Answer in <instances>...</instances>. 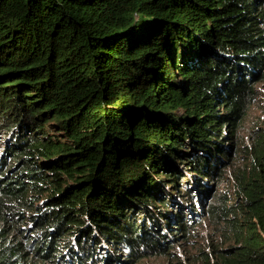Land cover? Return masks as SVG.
<instances>
[{
    "label": "trees",
    "instance_id": "trees-1",
    "mask_svg": "<svg viewBox=\"0 0 264 264\" xmlns=\"http://www.w3.org/2000/svg\"><path fill=\"white\" fill-rule=\"evenodd\" d=\"M262 82L264 0H0V264H264V128L211 197Z\"/></svg>",
    "mask_w": 264,
    "mask_h": 264
},
{
    "label": "rangeland",
    "instance_id": "rangeland-1",
    "mask_svg": "<svg viewBox=\"0 0 264 264\" xmlns=\"http://www.w3.org/2000/svg\"><path fill=\"white\" fill-rule=\"evenodd\" d=\"M112 61V57H110ZM113 62V61H112ZM88 89L93 90V88L88 87ZM258 95L254 105L250 107L247 117L243 120L241 124L240 138L243 140L241 143L242 153L238 152L237 156H233L231 153L223 155V159H228V163L225 167L221 169L224 170V176L222 178V183L213 191L211 197L218 193L224 192L226 195L230 193H235L236 184L233 182V175L243 165V161L246 160L248 147L251 146L252 141L250 138L257 137L263 133L264 128V82L259 83L257 86ZM100 115V114H99ZM85 117H89L88 113L84 114ZM100 117H102L100 115ZM99 121V118L96 119ZM96 121V122H97ZM89 129H85L88 136L91 137L96 128H93L89 124ZM97 127V126H96ZM86 138V137H85ZM63 140V138H60ZM90 138H87L86 142H89ZM246 157V158H245ZM199 201V200H198ZM200 204V203H197ZM240 233L235 232L233 226H227L224 222L217 220L204 219L200 225L196 227L195 230H191V235L187 243L182 244V246L177 251L176 261L180 260L186 264L192 263L193 260H197L200 257H207L211 259L208 264L214 262L213 254L217 255V251H225L235 247H239ZM201 253H203L201 255ZM229 255V254H228ZM162 260L165 261L163 258ZM161 261L154 263H142V264H160ZM202 264V263H199Z\"/></svg>",
    "mask_w": 264,
    "mask_h": 264
},
{
    "label": "flooded vegetation",
    "instance_id": "flooded-vegetation-1",
    "mask_svg": "<svg viewBox=\"0 0 264 264\" xmlns=\"http://www.w3.org/2000/svg\"><path fill=\"white\" fill-rule=\"evenodd\" d=\"M95 131V130H94ZM93 132V131H92ZM89 135V134H88ZM92 136V135H91Z\"/></svg>",
    "mask_w": 264,
    "mask_h": 264
},
{
    "label": "water",
    "instance_id": "water-1",
    "mask_svg": "<svg viewBox=\"0 0 264 264\" xmlns=\"http://www.w3.org/2000/svg\"><path fill=\"white\" fill-rule=\"evenodd\" d=\"M168 81V80H167Z\"/></svg>",
    "mask_w": 264,
    "mask_h": 264
}]
</instances>
